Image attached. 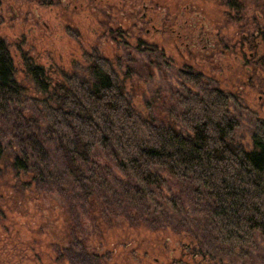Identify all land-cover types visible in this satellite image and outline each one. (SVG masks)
Returning <instances> with one entry per match:
<instances>
[{
  "label": "trees",
  "instance_id": "trees-1",
  "mask_svg": "<svg viewBox=\"0 0 264 264\" xmlns=\"http://www.w3.org/2000/svg\"><path fill=\"white\" fill-rule=\"evenodd\" d=\"M142 46L138 40L136 49ZM89 59L87 75L60 79L29 59L31 84L24 86L0 41V224L4 206L18 197L58 199L60 234L44 236L46 249H31V257L100 264L103 241L95 232L109 233L115 214L127 227L176 214L183 220L174 228L192 222L185 237L197 244L181 264H204L211 250L241 257L264 242V121L254 120L247 149L235 138L232 95L184 86L180 110L164 123L131 103L107 58ZM9 135V145L13 139L21 147L15 154L4 145ZM85 218L93 227L84 230Z\"/></svg>",
  "mask_w": 264,
  "mask_h": 264
},
{
  "label": "rangeland",
  "instance_id": "rangeland-1",
  "mask_svg": "<svg viewBox=\"0 0 264 264\" xmlns=\"http://www.w3.org/2000/svg\"><path fill=\"white\" fill-rule=\"evenodd\" d=\"M225 1L228 0H0V39L8 46L16 81L24 86L31 84L24 67V62L29 59L41 65L51 78L60 79L87 75L89 57L100 52L125 86L131 103L144 114H151L166 123L174 121L180 110L176 100L184 86L179 85V69L183 61L186 64H192V61L186 58L185 40L177 39L169 32L163 37L153 35L152 31L146 33L149 24L141 18L145 12L143 5L153 7L151 14L156 20L166 21L178 30L182 20L178 14L183 5L197 4L203 9L200 13H206L208 19L218 11L211 4ZM100 22L103 28L98 27ZM219 24L217 22V28ZM116 25L118 34L114 31ZM96 28L102 29L98 36L94 31ZM138 40L144 44L140 50L136 49ZM227 70L230 69L223 70L224 74ZM214 74L218 77L219 70ZM218 87L234 96L231 113L239 120L235 138L245 148H250L253 123L258 119L253 114L257 111V92L241 86ZM8 139L11 140L10 135L4 145L8 146L10 154H15L21 147L13 139L9 145ZM2 191L5 194L7 189ZM18 199L17 204L10 202L4 206L6 217L0 224V264H51L46 254L36 261L30 252L31 249H46L44 236L60 234L56 211L58 199L51 194L41 199L30 194ZM180 216L176 214L174 219L168 220L160 217L153 225L142 221L127 227L123 217L115 214L110 227L106 228L109 233L103 237L100 230L95 232V236L103 241L100 252L104 260L100 264H181L183 258L191 260L190 247L197 243L189 244L185 233L194 226L189 222L174 228L182 225ZM82 222L84 230L93 227L86 218ZM155 226L162 228L153 229ZM90 230L94 231V228ZM28 241L31 245H27ZM206 248L204 250L209 251ZM222 254L211 250L210 255L214 257L210 256L204 264H264V242L257 239L241 257ZM197 256L194 259L200 263ZM83 262L76 259L74 264Z\"/></svg>",
  "mask_w": 264,
  "mask_h": 264
},
{
  "label": "flooded vegetation",
  "instance_id": "flooded-vegetation-1",
  "mask_svg": "<svg viewBox=\"0 0 264 264\" xmlns=\"http://www.w3.org/2000/svg\"><path fill=\"white\" fill-rule=\"evenodd\" d=\"M211 5L218 10L212 19H207L206 13L201 14L203 9L197 4L183 5L178 14V18H182L178 30L166 21L156 20L151 14L153 7L145 4L141 18L148 21L146 33L152 31L153 35L163 37L169 32L186 41V58L192 64L183 61L177 77L180 86H241L257 92V111L253 114L264 121V0H228ZM217 22L221 23L219 28ZM98 27L103 28L102 22ZM115 28L118 34V26ZM94 31L98 36L102 29ZM0 41L6 45L2 39ZM160 51L163 52V48ZM226 69L230 70L224 74ZM218 70L217 77L214 71Z\"/></svg>",
  "mask_w": 264,
  "mask_h": 264
}]
</instances>
